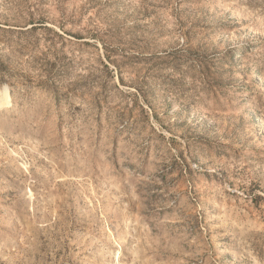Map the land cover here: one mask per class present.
Here are the masks:
<instances>
[{
	"label": "rangeland",
	"instance_id": "374dc122",
	"mask_svg": "<svg viewBox=\"0 0 264 264\" xmlns=\"http://www.w3.org/2000/svg\"><path fill=\"white\" fill-rule=\"evenodd\" d=\"M0 264H264V0H0Z\"/></svg>",
	"mask_w": 264,
	"mask_h": 264
},
{
	"label": "bare ground",
	"instance_id": "6f19581e",
	"mask_svg": "<svg viewBox=\"0 0 264 264\" xmlns=\"http://www.w3.org/2000/svg\"><path fill=\"white\" fill-rule=\"evenodd\" d=\"M251 69V68H250Z\"/></svg>",
	"mask_w": 264,
	"mask_h": 264
}]
</instances>
